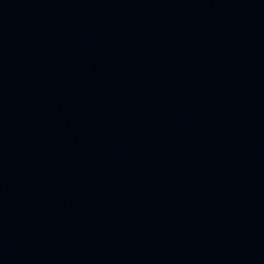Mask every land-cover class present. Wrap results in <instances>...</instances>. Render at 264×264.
Wrapping results in <instances>:
<instances>
[{
    "label": "water",
    "instance_id": "1",
    "mask_svg": "<svg viewBox=\"0 0 264 264\" xmlns=\"http://www.w3.org/2000/svg\"><path fill=\"white\" fill-rule=\"evenodd\" d=\"M177 130L229 264H264V0H143Z\"/></svg>",
    "mask_w": 264,
    "mask_h": 264
}]
</instances>
